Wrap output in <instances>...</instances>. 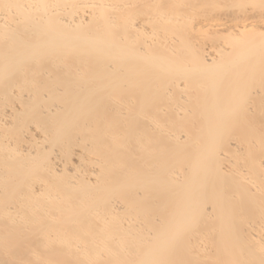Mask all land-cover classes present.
<instances>
[{"label": "bare ground", "instance_id": "bare-ground-1", "mask_svg": "<svg viewBox=\"0 0 264 264\" xmlns=\"http://www.w3.org/2000/svg\"><path fill=\"white\" fill-rule=\"evenodd\" d=\"M0 264H264V0H0Z\"/></svg>", "mask_w": 264, "mask_h": 264}]
</instances>
